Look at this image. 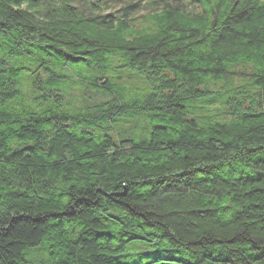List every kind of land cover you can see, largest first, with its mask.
Masks as SVG:
<instances>
[{"label": "trees", "instance_id": "1", "mask_svg": "<svg viewBox=\"0 0 264 264\" xmlns=\"http://www.w3.org/2000/svg\"><path fill=\"white\" fill-rule=\"evenodd\" d=\"M0 264H264V0H0Z\"/></svg>", "mask_w": 264, "mask_h": 264}, {"label": "rangeland", "instance_id": "2", "mask_svg": "<svg viewBox=\"0 0 264 264\" xmlns=\"http://www.w3.org/2000/svg\"><path fill=\"white\" fill-rule=\"evenodd\" d=\"M74 95H75V96H74L75 98H77V97L79 96V92H78V90H76V89L74 90Z\"/></svg>", "mask_w": 264, "mask_h": 264}]
</instances>
